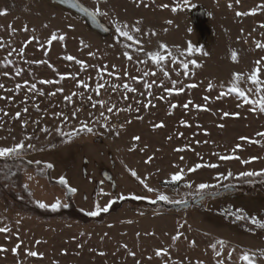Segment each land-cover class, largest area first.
Returning <instances> with one entry per match:
<instances>
[{
	"label": "rangeland",
	"instance_id": "374dc122",
	"mask_svg": "<svg viewBox=\"0 0 264 264\" xmlns=\"http://www.w3.org/2000/svg\"><path fill=\"white\" fill-rule=\"evenodd\" d=\"M83 1L94 9L99 6L105 21L114 28L124 23L130 26L129 31L132 25L139 27L141 31L131 32V35L143 43L144 51L113 39L96 37L68 14L43 0H0V10H6V14L0 16V42L4 44L0 48V84L5 85L0 88V97H5L0 99V146H11L30 137L24 140L26 147L21 157L0 158V227L10 230L0 233V245L7 249L0 252V264H200L201 261L216 264L215 251L221 252L220 259L226 264H244L238 260L239 254L264 249V231H249L240 224L216 226L204 221L203 214L192 206L176 210L171 205L199 197L194 195L199 183L219 185L204 190L202 195H205L222 190L223 185L252 190V185L264 181V177L236 178L242 171L264 169V138L255 135L264 131V113L251 111L247 105L237 108L242 100L234 93L217 99L221 91H227L233 72L246 76L255 66L254 62L264 57V50L255 47L257 40L264 42V28L260 27L264 23V9L255 15H236L237 11L247 12L264 4V0H240L239 3L236 0H188L187 6L183 5V0ZM198 3L208 10L214 39L202 48L208 55L193 52L189 56L186 52L189 43L199 48L189 13ZM176 4L181 8L173 12ZM53 32L65 39L48 44L46 41ZM33 36L35 40H31ZM29 40L31 42L25 46ZM160 43L168 45V50L177 57L176 63L171 57L160 65L151 62L147 53L164 51L159 49ZM21 47H25L23 56L19 53ZM233 50L238 54L235 62L230 58ZM125 52L132 56L131 60ZM68 55L84 61L87 67L81 70L76 60L65 59ZM5 57L12 63H3ZM191 59L197 60L200 67L190 64L191 74L184 76L179 62ZM104 68L107 71H102ZM17 70H20L19 76ZM145 72L149 75L144 76ZM24 80L29 84L24 85ZM41 80L58 83L41 84ZM77 80L85 81L89 87H77ZM153 80L152 88L145 89L144 84ZM172 80L179 81L184 92L172 95L164 92V87L172 86ZM209 82L213 84L212 90L207 88ZM17 83L22 85L19 90L15 87ZM32 83L37 85L36 92L29 91ZM99 83H104L105 87L97 96L93 89ZM125 84L136 91L127 92ZM189 84L197 86L189 88ZM112 85H116V91ZM240 86L250 85L241 82ZM57 88L63 91L56 92ZM54 92L55 95H50ZM72 93H75L72 101H66L64 97ZM161 96L164 99H159ZM205 96L209 97L207 101L203 99ZM96 100L104 101V106L93 107ZM149 100L152 104L143 107ZM189 100L206 105L207 110L191 105L185 109L183 105ZM172 104L177 107L171 108ZM129 105L130 110L117 111ZM113 106L114 111L108 113L107 108ZM24 108L28 111L23 112ZM18 111L20 118L15 117ZM224 112H239V116L224 117ZM59 113L63 115H57ZM64 116L68 117L67 121ZM181 120L187 121L189 126L182 125ZM22 121H27L25 127ZM82 121L93 129L91 133H79L65 142L66 138L55 131L59 127L70 132ZM160 122L165 126L153 128ZM44 128L48 131L41 130ZM96 136L103 138L101 144H92ZM133 136L141 139L133 141ZM241 136L261 142L241 141ZM238 143L242 147L235 155L241 160L252 156L259 159L249 164L236 159H219L220 155L231 154ZM29 144L34 147L28 148ZM185 145L188 147L184 151H176ZM148 157H152L150 162H146ZM47 163L53 167L46 168ZM197 163H212L218 167L187 172ZM181 168L185 169L183 179L166 184L170 175ZM133 170L153 192L131 175ZM229 170L232 178L216 179L218 174H227ZM60 176L77 191L68 192L59 183ZM186 183H191L192 187H186ZM261 189L264 191V187ZM263 191H237L232 197L224 192L217 199L232 210L243 209L250 216L263 219ZM161 193L171 202L156 200ZM121 195L126 198L119 199ZM135 196L143 199H135ZM57 199L61 205L68 206L52 211L37 204V201L51 204ZM109 200L114 203L108 212L94 217L87 215L97 205H108ZM218 204L209 198L204 202L211 209L218 208ZM223 209L217 211L223 213ZM178 231L183 235L173 241L171 237ZM217 239L225 241L223 249L209 247ZM17 243L21 247L13 254L11 249ZM159 248H167V255L155 256ZM25 249L43 255L29 257ZM229 251L233 253L231 259L227 256Z\"/></svg>",
	"mask_w": 264,
	"mask_h": 264
},
{
	"label": "snow or ice",
	"instance_id": "6c2138e0",
	"mask_svg": "<svg viewBox=\"0 0 264 264\" xmlns=\"http://www.w3.org/2000/svg\"><path fill=\"white\" fill-rule=\"evenodd\" d=\"M237 3L240 2V0H236ZM188 4V0H183V5L184 6H187ZM229 7H232L231 4L228 5ZM161 7H165L167 8L168 5H162ZM194 7V6H193ZM181 8V5L180 4H176V6L172 7V11L173 12H176L178 11L179 9ZM261 9H264V4H258L257 6L251 8L249 11L247 12H240V11H237L236 12V15L237 16H247V15H255L259 10ZM82 11H85L87 14L89 15H92L93 17H95L96 15L98 14H102L101 13V10L99 8H97L95 10V12H91L89 13L88 12V9L86 8H82ZM6 14V10H0V16L2 15H5ZM139 23V21H137V24ZM168 23H172L171 21H168ZM11 27V26H9ZM45 27H47L45 25ZM129 25L127 23H124L122 26H116L115 28V32L120 36V37H126L129 41H134L135 44L139 45L141 42L139 40H136L133 35H131V32H140V28L139 27H136L135 25H132L131 26V31H129ZM260 27L264 28V23H262L260 25ZM25 31L27 30L26 28L24 29ZM13 31H15L13 29ZM153 35H155V33L153 32L152 33ZM36 37H31V40H35ZM65 39V37L63 35H59L57 36L56 32H53L51 34V37L49 39H47V43L48 44H51L52 41H63ZM31 40L29 41H26L25 42V46L31 42ZM81 43H83V41H81ZM4 47V44L3 42H0V48ZM255 47L257 49H261V50H264V42H261L259 40H257L255 42ZM159 49L161 50H164V51H150L147 53V56L148 58L151 60V62L153 64H156V65H160L161 62L167 60L169 57H171L172 59V62L173 63H176L177 62V57L175 55H173V53L168 50V45L164 44V43H160L159 44ZM137 51L139 52H143L144 49L142 47L138 48ZM186 52L189 56H191V54L193 52H198L202 55H208L207 52H205L202 48H193V46L191 45V43H189L187 49H186ZM19 53L21 56H23L25 54V47H21L19 49ZM166 53V54H165ZM185 53L184 52H181V55H184ZM12 55V52H9L8 53V56H11ZM89 55H92L91 52H89ZM124 55L129 59L131 60L132 59V56L125 52ZM230 58L232 61H237L238 59V54L236 51H231V55H230ZM66 60H69V61H72V60H76V58L72 55H68L65 57ZM3 63H12L11 60H9L7 57H5L4 61H2ZM36 63H46V61H35ZM76 63H78L81 67V70H83L84 68H86L87 66L85 65L84 61L82 60H76ZM262 63H264V57H261L259 59H257L254 64L255 66L252 68V70L250 71V73H248L246 76L244 73H241V72H233L231 74V80L229 82V86L227 88V91H221L219 96L217 97V99H219L220 97H223V96H227V95H230V94H236V96L242 100V102L240 103H237V108H241V107H244V106H250V110L251 111H259L260 113H264V67H261ZM192 65L193 67H200L199 63L197 62V60L195 59H191V60H187V61H180L179 62V67L183 69V75L184 76H189L191 73L189 71V65ZM50 66V65H49ZM115 67V66H113ZM102 71H107V68H104L102 69ZM21 73H20V70H17L16 71V75L19 76ZM125 75H127V73L125 72L124 73ZM179 74V73H178ZM5 76L8 75L7 72L4 73ZM66 75H70V74H66ZM149 73L148 72H145L144 73V76H148ZM153 75H155L153 73ZM164 76L167 77L168 76V73L165 72L164 73ZM61 79H64V76L62 75L61 76ZM133 79H136V77H133ZM241 82H246L247 84H249L250 86L249 87H246V88H242L240 85H241ZM24 85H28L29 82L27 80H24ZM41 84H52V83H58V81H52V80H41L40 81ZM77 87H80L82 86L83 88L87 89L89 87V85L83 81V80H77ZM153 84H155V81L153 80L152 83H145L144 84V88L145 89H151ZM171 87H164V92H166L168 95H172L173 93H176V94H179V93H182L184 92V87L183 86H180L179 85V81L177 80H172L171 81ZM197 85L196 84H189L187 85V87L189 88H195ZM5 85L4 84H0V88H4ZM16 89L19 90L21 89L22 85L17 83L15 85ZM105 87V84L104 83H99V84H96L95 88L93 89V91L96 93L97 96L100 95V90L103 89ZM124 88L127 92H135L136 89L135 88H132L130 87L129 85L125 84L124 85ZM207 88L208 90H212L213 89V84L211 82L208 83L207 85ZM112 89L113 91H116L117 90V87L116 85H112ZM29 91L30 92H36L37 91V85L35 83H32L30 86H29ZM63 89L62 88H57L56 89V92H62ZM56 92L54 93H50V95H55ZM43 94V93H41ZM75 95V93H72L71 95H66L64 97V99L68 102H71L72 99H73V96ZM148 95L151 96L152 93L151 91L148 92ZM5 97H0V99H4ZM7 99H12V97H7ZM89 100H92V97L89 96L88 97ZM124 99H127V96L124 97ZM159 99H164L163 96L159 97ZM205 101H207L209 99L208 96H205L203 98ZM104 101L102 100H96L94 103H93V107H96L97 104H99L101 107L104 106ZM137 103H139V101H137ZM152 104V101L149 100L148 103L144 104L143 107L147 108L149 107V105ZM193 106L195 108H198V109H202V110H207V106L206 105H200V104H193V102L191 100H189L188 102H186L183 107L185 109H188L189 106ZM154 106V105H152ZM254 106V107H252ZM171 108H176L177 105L176 104H172L170 106ZM131 109V106L129 105V107L127 109H117V111H127V110H130ZM28 109L27 108H24L23 109V112H27ZM79 111V109H77L76 111H74L72 113V116L75 117L77 115V112ZM114 111V106L113 107H108L107 108V112L108 113H112ZM5 115H7V113H5ZM57 115H63L62 113H59ZM229 115H232V116H239V112H235V113H229V112H224L223 113V116L224 117H228ZM101 116H104V113L101 112ZM15 117L16 118H20L21 117V112H16L15 113ZM138 119H141V117H137ZM105 119H107V117H105ZM68 120V117L67 116H64V121H67ZM131 121H129L130 123ZM180 123L184 126H189L187 124V121H184V120H181ZM27 125V121H22V127H25ZM164 123L163 122H160V123H157V124H154L153 125V128H162L164 127ZM221 127H223V125H221ZM42 131L44 132H47L48 129L47 128H44V129H41ZM56 133L61 136V137H64L66 138L65 139V142H68V141H71V139L76 136V135H79V133H82V132H88V133H91L93 131V129L88 126L87 123L85 122H81L80 123V126L76 129H73L72 131L70 132H64L61 130V128L57 127L55 129ZM182 135V133L180 134ZM257 137H261V138H264V131H259L255 134ZM171 138V137H169ZM25 139H30V137H25L24 139H21L19 142L17 143H14L13 145L11 146H0V158H5V159H8V158H19L21 157V154H22V151L24 150V148L26 147L25 146V143H24V140ZM141 139V137L139 136H133L132 137V140L133 141H139ZM239 139L241 141H247L249 143H253V144H259L261 141L260 140H253V139H250L249 137H245V136H241L239 137ZM199 143V142H197ZM28 148H32L34 147L33 145L29 144L27 145ZM188 145H185L184 147L182 148H177L176 151L178 152H182L185 150V148H187ZM242 147L241 144H236L235 145V148L233 149L232 153L229 154V155H220L219 156V159L220 160H232V159H236V160H240L241 163L243 164H249L257 159H259L258 157L256 156H252V157H249L248 159L246 160H241V158L237 155H235V151L237 149H240ZM152 159V157H148V161L146 162H150ZM181 160L184 159L183 156L180 157ZM39 163V162H37ZM46 168H52L53 165L51 163H47L45 165ZM202 167H208V168H216L218 167L217 164H212V163H208V164H203V163H197L195 165H193L192 167H189L187 169V172H195L197 169H200ZM184 172H185V169L181 168L179 169L178 171L172 173L170 175V179L165 181L166 184H171V183H175V182H178V181H181L183 179V176H184ZM131 175L133 177H136V179L140 180V183L144 185L145 188L148 189L149 192H153L154 189L153 188H150L148 187V185L145 183V181L143 179H141L136 171H132L131 172ZM233 177V173L231 172V170H229L227 172V174H218V176L216 177V179L218 181H221V180H229L230 178ZM251 178V177H264V169H260L259 171H242V172H239L238 174H236V178L237 179H240V178ZM29 179H31V177H29ZM59 183L61 185H64L66 188H67V191L70 192V193H75L77 191L76 188L74 187H69L68 186V181L66 180V178L64 176H60L59 177ZM186 187H189L191 188L192 187V184L191 183H186L185 184ZM219 185H212V184H208V183H199L197 184L195 187H196V192L194 193L195 196H201L203 193H204V190L206 189H210V188H215V187H218ZM27 187V186H25ZM223 187L227 188L228 185H223ZM126 197H124L123 195H121L119 197V199L123 200L125 199ZM135 199H143V197L141 196H135L134 197ZM156 200H160V201H169V198L164 195L163 193L159 194L157 197H156ZM156 200H153L151 201L153 204L156 203ZM171 202V201H169ZM114 201L112 200H109L108 201V205L104 206V207H100L99 205H97L95 207V210L93 211H89L87 212V215L88 216H98L101 212H108L109 211V206H111V204H113ZM180 203H185V201H180ZM37 204L39 205L40 208H50L52 211H56L58 210L61 206L63 207H67L68 205L67 204H64V205H61V202L59 199H57L55 202L51 203V204H47V203H44L43 201H37ZM229 215H232V213H228ZM235 219L236 220H248L252 225H255L256 227L260 228V229H264V219H257L256 216L254 215H249L248 213H246L243 209H236V214H235ZM17 223H19V221H17ZM182 227V226H181ZM10 230L8 227H0V233H8ZM183 235L182 232H177L176 235L172 236L171 239L173 241H176L178 240L181 236ZM7 239V237H6ZM37 244L40 243V241H36ZM192 244H194L195 242H191ZM224 245H225V241L223 239H217L215 241V243H212L209 245V247H211L212 249H217V247L223 249L224 248ZM21 247V244L20 243H17L12 249V253L13 254H16L17 253V250ZM4 251H7V249L4 248L3 245H0V252H4ZM26 251V254L27 256L29 257H36L38 255L42 256L43 253H37L36 251H30V250H27L25 249ZM168 253V249L167 248H159L155 251V256L157 257H160L162 255H167ZM215 256L217 257V262L216 264H226V261L224 259H220L221 257V252L220 251H215ZM101 255H103V253H101ZM130 255H134V253H131ZM232 251H229L227 253V256H228V259H231L232 258ZM238 260L239 261H242L244 262V264H264V249H259V250H256V251H252V252H249V251H244L242 252L241 254H239L238 256ZM137 264H139V262H137ZM200 264H203V262L201 261Z\"/></svg>",
	"mask_w": 264,
	"mask_h": 264
},
{
	"label": "water",
	"instance_id": "95a60500",
	"mask_svg": "<svg viewBox=\"0 0 264 264\" xmlns=\"http://www.w3.org/2000/svg\"><path fill=\"white\" fill-rule=\"evenodd\" d=\"M47 4L57 8L65 14H68L70 17L78 21L86 31L95 35L101 39H113L114 41L122 44H126L129 47L140 48L143 46L141 42L139 45L135 44L134 41H129L126 37H120L116 32L115 28L105 21L103 10L97 6L101 10L102 14H98L95 17L87 14L85 11H82V8L88 9V12H95L96 9L89 6L83 0H43ZM98 2H102L103 0H97ZM192 28L194 34L197 39V43L199 48H205L208 44H210L214 39V30L209 23V14L208 10L202 3H198L194 5L189 11ZM92 144H101L103 142V138L101 136H96L92 139ZM233 187L228 186L227 188H223L215 193H210V195L215 196L219 195L221 192H225L227 190H232ZM205 195H201L197 198H194L191 201H186L185 203L173 204L171 208L180 209V208H189L192 204L199 203L203 200Z\"/></svg>",
	"mask_w": 264,
	"mask_h": 264
},
{
	"label": "trees",
	"instance_id": "16d2710c",
	"mask_svg": "<svg viewBox=\"0 0 264 264\" xmlns=\"http://www.w3.org/2000/svg\"><path fill=\"white\" fill-rule=\"evenodd\" d=\"M261 187H264V181L259 183V185L257 186L252 185V188H253L252 190H248L247 187H244L241 189L233 188L232 190L225 191V194L229 195V197H232L237 191L243 192V193L244 192L245 193H255L258 190L263 191ZM222 193L224 192H221L219 195H215V196H212L210 194H205V197L203 200H201L199 203L192 204L191 206L194 207L195 210L202 213L204 221L208 222L209 224L214 223L216 226L227 225L228 227L229 226L233 227V225L235 224H240L241 226L246 227L245 229L249 231L250 230L253 231L256 229H259L260 231H264V229H260L256 227L255 225H252L248 220H236L235 219L236 210H232L229 205H226L222 203V201H219V199H217L221 196ZM207 198L218 201L219 207L211 209L209 206H205L204 202L206 201ZM222 207L224 208L223 213H219L217 210H220ZM228 213H232V215H229ZM262 218L264 219V212H263Z\"/></svg>",
	"mask_w": 264,
	"mask_h": 264
}]
</instances>
